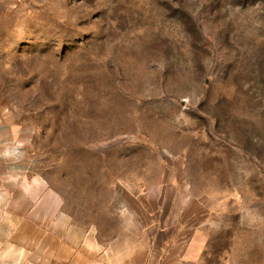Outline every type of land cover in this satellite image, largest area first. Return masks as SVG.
Masks as SVG:
<instances>
[{
    "label": "rangeland",
    "instance_id": "obj_1",
    "mask_svg": "<svg viewBox=\"0 0 264 264\" xmlns=\"http://www.w3.org/2000/svg\"><path fill=\"white\" fill-rule=\"evenodd\" d=\"M0 122L94 249L264 264V0H25Z\"/></svg>",
    "mask_w": 264,
    "mask_h": 264
},
{
    "label": "crops",
    "instance_id": "obj_2",
    "mask_svg": "<svg viewBox=\"0 0 264 264\" xmlns=\"http://www.w3.org/2000/svg\"><path fill=\"white\" fill-rule=\"evenodd\" d=\"M25 0H0V21ZM0 122V264H153L146 241L132 240L121 250L113 241L104 252L78 236L41 181L24 178L19 165L6 160L17 153L19 138ZM125 245V244H124ZM149 246V245H148ZM167 255L165 261H170Z\"/></svg>",
    "mask_w": 264,
    "mask_h": 264
}]
</instances>
